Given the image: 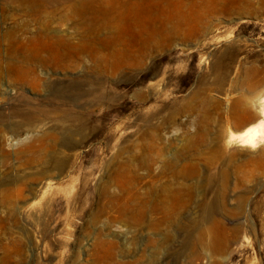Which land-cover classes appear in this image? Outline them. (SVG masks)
Returning <instances> with one entry per match:
<instances>
[{
	"label": "rangeland",
	"instance_id": "1",
	"mask_svg": "<svg viewBox=\"0 0 264 264\" xmlns=\"http://www.w3.org/2000/svg\"><path fill=\"white\" fill-rule=\"evenodd\" d=\"M263 124L264 0H0V264H264Z\"/></svg>",
	"mask_w": 264,
	"mask_h": 264
},
{
	"label": "bare ground",
	"instance_id": "2",
	"mask_svg": "<svg viewBox=\"0 0 264 264\" xmlns=\"http://www.w3.org/2000/svg\"><path fill=\"white\" fill-rule=\"evenodd\" d=\"M261 106V105H260ZM243 133L247 135L246 142L252 144L256 141H259L264 137V124L261 128L254 127V128H246Z\"/></svg>",
	"mask_w": 264,
	"mask_h": 264
}]
</instances>
